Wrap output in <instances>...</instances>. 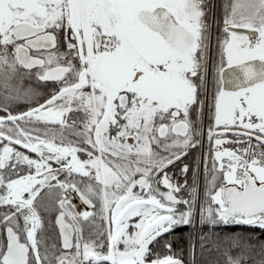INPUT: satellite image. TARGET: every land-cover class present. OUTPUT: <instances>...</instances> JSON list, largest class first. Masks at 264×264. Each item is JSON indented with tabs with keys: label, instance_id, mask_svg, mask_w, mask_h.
<instances>
[{
	"label": "snow or ice",
	"instance_id": "snow-or-ice-1",
	"mask_svg": "<svg viewBox=\"0 0 264 264\" xmlns=\"http://www.w3.org/2000/svg\"><path fill=\"white\" fill-rule=\"evenodd\" d=\"M262 236L264 0H0V264H264Z\"/></svg>",
	"mask_w": 264,
	"mask_h": 264
},
{
	"label": "flooded vegetation",
	"instance_id": "flooded-vegetation-1",
	"mask_svg": "<svg viewBox=\"0 0 264 264\" xmlns=\"http://www.w3.org/2000/svg\"><path fill=\"white\" fill-rule=\"evenodd\" d=\"M29 84L32 87L37 88L41 93H46L48 91V89L45 87V85H43L42 83L36 81L35 78H33L31 81H25V85L26 86L29 85ZM28 107H29L28 104H26L24 102H20V103L14 104L12 106V110L14 112H20V111H23V110H27ZM208 123H209V121H208ZM226 147H227V145H226ZM208 148H209V145H208V142H207V139H206L205 154L208 152ZM196 154H198V148L192 149L189 152V155L183 158V163L188 164L189 168H190V171L188 173V183L189 184H191V168L195 164ZM180 167H182V163L179 161V162H177V164L175 166L172 167V169H170V174L173 175V177H174L176 182H178L180 184H183L184 181H185V177L180 174V171H179ZM178 195L186 196V193L185 192H181ZM74 202L79 204V200L78 199H76ZM55 215H56V213H51V215H50V218L53 220V222H54V219H55ZM47 218L48 217H46V221H47ZM46 227H47V223H46ZM49 234L53 235V236L56 235V229H55L54 225H53V228L49 231Z\"/></svg>",
	"mask_w": 264,
	"mask_h": 264
},
{
	"label": "trees",
	"instance_id": "trees-1",
	"mask_svg": "<svg viewBox=\"0 0 264 264\" xmlns=\"http://www.w3.org/2000/svg\"><path fill=\"white\" fill-rule=\"evenodd\" d=\"M182 235L186 237L187 231H185ZM261 239H264V236H262ZM177 249H178V251L183 249V258L186 261L187 241L181 240V242L177 245ZM198 256H199V263L198 264H208L209 261H211L215 258V257H211V256H201L200 253L198 254Z\"/></svg>",
	"mask_w": 264,
	"mask_h": 264
},
{
	"label": "rangeland",
	"instance_id": "rangeland-1",
	"mask_svg": "<svg viewBox=\"0 0 264 264\" xmlns=\"http://www.w3.org/2000/svg\"><path fill=\"white\" fill-rule=\"evenodd\" d=\"M208 122V121H207ZM203 159V158H202ZM201 174H202V170H201ZM203 195V190H202V186H201V196ZM198 254H199V250H198V253H196V255H195V264H198L199 263V256H198ZM186 259H187V264H189V260H190V256H189V253L188 254H186Z\"/></svg>",
	"mask_w": 264,
	"mask_h": 264
},
{
	"label": "water",
	"instance_id": "water-1",
	"mask_svg": "<svg viewBox=\"0 0 264 264\" xmlns=\"http://www.w3.org/2000/svg\"><path fill=\"white\" fill-rule=\"evenodd\" d=\"M179 162V161H178Z\"/></svg>",
	"mask_w": 264,
	"mask_h": 264
}]
</instances>
